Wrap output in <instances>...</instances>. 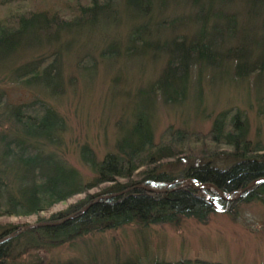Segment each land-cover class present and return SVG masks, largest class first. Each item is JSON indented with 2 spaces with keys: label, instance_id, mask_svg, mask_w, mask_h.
Returning <instances> with one entry per match:
<instances>
[{
  "label": "trees",
  "instance_id": "16d2710c",
  "mask_svg": "<svg viewBox=\"0 0 264 264\" xmlns=\"http://www.w3.org/2000/svg\"><path fill=\"white\" fill-rule=\"evenodd\" d=\"M154 61L156 69L139 81ZM115 64L118 72L136 68L133 101L109 149L99 155L78 146L84 174L64 156L66 122L51 100L75 74ZM205 71L238 81L264 77V0H0V217L56 223L23 231L26 223H1L0 264H96L52 263L45 254L127 224L205 222L216 211L237 220L247 204L264 207V180L245 188L264 177V142L244 111L216 112L205 132L168 124L156 133L155 103L176 106L190 97L197 107ZM10 90L24 95L10 100ZM184 181L212 184L228 199Z\"/></svg>",
  "mask_w": 264,
  "mask_h": 264
},
{
  "label": "rangeland",
  "instance_id": "374dc122",
  "mask_svg": "<svg viewBox=\"0 0 264 264\" xmlns=\"http://www.w3.org/2000/svg\"><path fill=\"white\" fill-rule=\"evenodd\" d=\"M68 62L70 60L66 59L65 64ZM157 65L156 61L149 63L147 70L139 74V81L147 78L148 71L152 72ZM115 66H110V71L102 67L104 69L84 78L75 74L65 92L51 100L66 122L61 147L64 156L84 174L87 173L77 158L78 146L86 143L99 155L109 149L116 137V124L133 101L129 98L137 81L138 73L132 72H136V68L118 72V69L114 71ZM199 85L202 96L197 107L190 97L176 106L155 103L152 116L156 133L168 124L205 132L216 112L235 106L246 113L251 131L258 129L259 138L264 142V77L238 81L231 74L205 71ZM22 95L19 90L8 92L10 100L21 99ZM96 191L98 187L89 190L90 193ZM81 197L78 195L57 203L40 215L45 218ZM7 222L31 224L35 217H0V224ZM45 258L52 263L94 260L96 264H152L154 258L164 261L197 258L223 264H264V207L247 204L242 207L237 220L216 211L205 222L184 218L177 225L165 223L142 227L127 224L49 250Z\"/></svg>",
  "mask_w": 264,
  "mask_h": 264
},
{
  "label": "water",
  "instance_id": "95a60500",
  "mask_svg": "<svg viewBox=\"0 0 264 264\" xmlns=\"http://www.w3.org/2000/svg\"><path fill=\"white\" fill-rule=\"evenodd\" d=\"M252 183H253V182H250L247 186L251 185ZM181 185H183V186H187V187H191V188H194V189H198V188H203V187H205V185H203V184H197V185H194V184L189 183V182H186V181L182 182ZM208 186L213 187L211 184H209ZM247 186H246V187H247ZM246 187H245V188H246ZM245 188H244V189H245ZM242 190H243V189H242ZM217 192H218L219 194L221 193L218 189H217ZM238 195H239V192H238L237 194H235V196L232 197L231 199L236 198ZM224 199H227V198L224 197ZM210 203H211V202H210ZM212 206H213L214 209L217 208V207H216L215 205H213V204H212ZM33 225L40 226V225H44V224H43V223L27 224V225H23V226L21 227L20 230H24V229H26V228L32 227Z\"/></svg>",
  "mask_w": 264,
  "mask_h": 264
},
{
  "label": "bare ground",
  "instance_id": "6f19581e",
  "mask_svg": "<svg viewBox=\"0 0 264 264\" xmlns=\"http://www.w3.org/2000/svg\"><path fill=\"white\" fill-rule=\"evenodd\" d=\"M258 180H264V177H262V178H259V179H255V180H253L252 182L254 183V182H256V181H258ZM252 183V184H253ZM251 184V185H252ZM203 185H205V187H203V188H206V187H210V186H208L209 184L208 183H205V184H203ZM212 185V184H211ZM213 186V185H212ZM250 186V185H249ZM249 186H247V187H249ZM246 187V188H247ZM210 188H214V189H216L217 190V188H215L214 186L213 187H210ZM146 189H149L150 190V188H146ZM219 190V189H218ZM244 190V189H243ZM242 189L239 191V194L243 191ZM220 191V190H219ZM221 192V191H220ZM219 194V193H218ZM220 197H222L223 199H224V197H226L227 198V196H224L223 195V193L221 192L220 194ZM228 199V198H227ZM69 217H71V215H68V216H66V217H64V218H62L61 220H59L57 223H59V222H61V221H63V220H65V219H67V218H69ZM35 223H43L44 225H50V224H56V223H49V222H34V223H31V224H35ZM27 225V224H26ZM44 225H40V226H44ZM37 225H33L32 227H29V228H33V227H36ZM40 226H38V227H40ZM26 229H28V228H26ZM25 230V229H24ZM21 231H23V230H21ZM14 235V234H13Z\"/></svg>",
  "mask_w": 264,
  "mask_h": 264
}]
</instances>
